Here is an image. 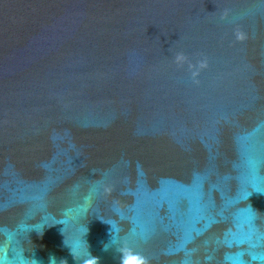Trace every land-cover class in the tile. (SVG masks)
Here are the masks:
<instances>
[{
	"label": "water",
	"instance_id": "obj_1",
	"mask_svg": "<svg viewBox=\"0 0 264 264\" xmlns=\"http://www.w3.org/2000/svg\"><path fill=\"white\" fill-rule=\"evenodd\" d=\"M50 257L264 264V0H0V264Z\"/></svg>",
	"mask_w": 264,
	"mask_h": 264
},
{
	"label": "clouds",
	"instance_id": "obj_2",
	"mask_svg": "<svg viewBox=\"0 0 264 264\" xmlns=\"http://www.w3.org/2000/svg\"><path fill=\"white\" fill-rule=\"evenodd\" d=\"M178 58H182V57H178ZM108 243H109V242L104 243V245H103V247H104L105 250L108 249V248L106 247V245H108ZM73 254H74V253H73ZM136 255H138V254H136ZM74 256H75V255H74ZM254 259H255V258H254ZM141 260H142V264H147V260H146L145 258H141ZM33 264H40V262L37 261V260H34V261H33ZM49 264H56V260H55L54 257H50ZM121 264H123V259H122Z\"/></svg>",
	"mask_w": 264,
	"mask_h": 264
}]
</instances>
